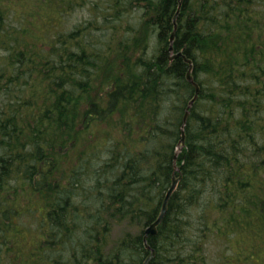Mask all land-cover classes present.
Instances as JSON below:
<instances>
[{"label":"trees","instance_id":"obj_1","mask_svg":"<svg viewBox=\"0 0 264 264\" xmlns=\"http://www.w3.org/2000/svg\"><path fill=\"white\" fill-rule=\"evenodd\" d=\"M251 236L264 0H0V264H210Z\"/></svg>","mask_w":264,"mask_h":264},{"label":"rangeland","instance_id":"obj_2","mask_svg":"<svg viewBox=\"0 0 264 264\" xmlns=\"http://www.w3.org/2000/svg\"><path fill=\"white\" fill-rule=\"evenodd\" d=\"M64 165L68 166V163L64 162ZM29 221V219H26V223H28ZM119 232L120 229L116 227L115 233L117 234ZM251 239L256 242L258 246L252 253L250 252V249L248 247L249 243L252 242V240H249L246 244L239 248V241L237 239H234L233 241H230V247L225 248V246L221 242H219L220 240L212 237V239L208 242L207 248V253L211 257L210 264H224L225 259H223V257L227 255V261L229 264H264V239L259 241L252 236ZM221 254L223 257L221 256Z\"/></svg>","mask_w":264,"mask_h":264},{"label":"water","instance_id":"obj_3","mask_svg":"<svg viewBox=\"0 0 264 264\" xmlns=\"http://www.w3.org/2000/svg\"><path fill=\"white\" fill-rule=\"evenodd\" d=\"M179 2H181V0H179ZM178 9L176 10V12H175V14L173 16V19H172L173 20V23H174V29H173V31L170 34V41H172L173 38H174L175 29H176V16H177V13L179 11ZM169 49L172 50V46H170ZM180 54H182V52L179 51L178 53L171 55L170 58L172 59L175 56L180 55ZM185 60L190 64L189 69H188V71L186 73V78L188 80L192 81V74H191V71H192V62H191L190 59H188L186 57H185ZM194 85L196 87V93H197L200 87L196 83H194ZM194 100L195 99H192L191 100L192 103L194 102ZM187 116H188V112H185V114L183 116V120L184 121L187 119ZM183 142H184V133H182V136H181V139H180V144L182 145ZM174 158H176V154L174 155ZM174 168H176V165L175 164H174ZM179 179H180V176L175 177V175H173L172 181L170 183V186L168 187V189H167V191H166V193L164 195V198L162 200L161 210H160L157 218L145 229L144 239H146L147 235L156 233V231H157V225L162 221V219H163V217H164V215L166 213L167 205H168V200H169L172 192L175 190V188H176V186L178 184ZM154 255H155V249H152L151 250V253H149L147 255V257L145 258V260L143 261V264H148V262L152 259V257Z\"/></svg>","mask_w":264,"mask_h":264},{"label":"bare ground","instance_id":"obj_4","mask_svg":"<svg viewBox=\"0 0 264 264\" xmlns=\"http://www.w3.org/2000/svg\"><path fill=\"white\" fill-rule=\"evenodd\" d=\"M181 1H182V0H181ZM179 3H181V2H179ZM135 8H136V7H135ZM170 46H172V45H170ZM190 60H191V59H190ZM188 69H189V68H188ZM188 69H187V70H188ZM191 74H192V71H191ZM189 81H190V80H189ZM191 82H192L193 84H194V83H196V82H194V81H193V77H192V81H191ZM196 84H197V83H196ZM197 85H198V84H197ZM194 86H195V85H194ZM199 91H200V90H199ZM194 94H195V93H194ZM192 97H193V96H192ZM195 98H196V96H194V98H193V99H195ZM191 103H192V101L190 100V103H189V105H190ZM185 112H188V111H187V109H186V111H185ZM144 240H146V239H144ZM146 245H147V244H146Z\"/></svg>","mask_w":264,"mask_h":264}]
</instances>
